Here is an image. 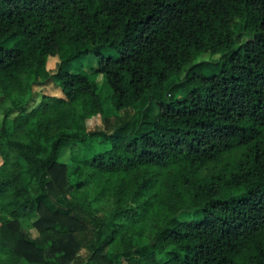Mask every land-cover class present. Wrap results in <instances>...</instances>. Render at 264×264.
Masks as SVG:
<instances>
[{
	"label": "trees",
	"instance_id": "16d2710c",
	"mask_svg": "<svg viewBox=\"0 0 264 264\" xmlns=\"http://www.w3.org/2000/svg\"><path fill=\"white\" fill-rule=\"evenodd\" d=\"M0 114V264H264V0H0Z\"/></svg>",
	"mask_w": 264,
	"mask_h": 264
},
{
	"label": "rangeland",
	"instance_id": "374dc122",
	"mask_svg": "<svg viewBox=\"0 0 264 264\" xmlns=\"http://www.w3.org/2000/svg\"><path fill=\"white\" fill-rule=\"evenodd\" d=\"M18 41V37H14V38H11L5 42L2 43V46L3 47H8V48H13L16 44V42ZM60 57V59H63L65 57V53L62 51L60 52V55L58 56ZM58 57H52V58H47L45 60V64H44V75L48 76V75H52V73L55 72V66H58V62H59V59ZM94 66H95V63H94V60L92 57L90 56H87V57H82V58H79L78 60L76 61H73L67 65L65 64H60L59 63V68H64L66 71H70V72H75V73H82V74H85L89 80H91L92 82H94L95 84V87H96V92L100 95L101 98H104V99H108V94L106 93L105 91V88H104V85L102 83V77L97 75V74H94L92 72V70L94 69ZM42 81V79H41ZM38 89V88H37ZM26 98H21V97H14L12 99V104L13 105H20V104H23L25 102ZM145 108V104L144 103H140V104H137L135 106V109H134V115L135 116H138L139 113L144 110ZM0 118H1V114H0ZM98 126L99 125V120L94 118L92 120H89L87 122V130L88 129H91L93 126ZM89 140V141H88ZM88 140H84L83 142H75L74 144L79 147L80 149H83V148H88V145L87 144H91L95 149H99L103 146V142L98 139V138H90ZM59 162L61 163H64V164H67L68 163V155H67V152L63 153L61 155V157L58 159ZM26 179V176L25 178ZM186 213H182V214H179L180 217L182 218H186L187 215H185Z\"/></svg>",
	"mask_w": 264,
	"mask_h": 264
}]
</instances>
